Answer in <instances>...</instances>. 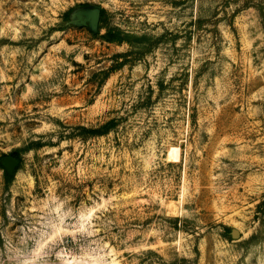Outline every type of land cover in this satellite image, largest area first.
<instances>
[{"label": "rangeland", "instance_id": "rangeland-1", "mask_svg": "<svg viewBox=\"0 0 264 264\" xmlns=\"http://www.w3.org/2000/svg\"><path fill=\"white\" fill-rule=\"evenodd\" d=\"M74 263L264 264V0H0V264Z\"/></svg>", "mask_w": 264, "mask_h": 264}, {"label": "water", "instance_id": "water-1", "mask_svg": "<svg viewBox=\"0 0 264 264\" xmlns=\"http://www.w3.org/2000/svg\"><path fill=\"white\" fill-rule=\"evenodd\" d=\"M78 18V23L89 28V30L96 34L100 30L102 7L98 5H93L88 8L80 9L76 12ZM8 161L15 164L17 160L15 158L9 157ZM232 236L234 238H239L241 233L237 229L232 230Z\"/></svg>", "mask_w": 264, "mask_h": 264}, {"label": "trees", "instance_id": "trees-1", "mask_svg": "<svg viewBox=\"0 0 264 264\" xmlns=\"http://www.w3.org/2000/svg\"><path fill=\"white\" fill-rule=\"evenodd\" d=\"M103 15H104V11H103V9H102L101 22L103 21V19H102ZM101 27H102V24H100V28H101ZM92 132H95V131L93 130Z\"/></svg>", "mask_w": 264, "mask_h": 264}, {"label": "bare ground", "instance_id": "bare-ground-1", "mask_svg": "<svg viewBox=\"0 0 264 264\" xmlns=\"http://www.w3.org/2000/svg\"><path fill=\"white\" fill-rule=\"evenodd\" d=\"M74 264H83V263H74Z\"/></svg>", "mask_w": 264, "mask_h": 264}]
</instances>
